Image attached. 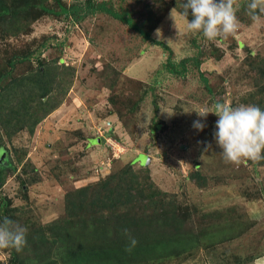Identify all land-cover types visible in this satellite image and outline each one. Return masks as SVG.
<instances>
[{
	"label": "rangeland",
	"instance_id": "1",
	"mask_svg": "<svg viewBox=\"0 0 264 264\" xmlns=\"http://www.w3.org/2000/svg\"><path fill=\"white\" fill-rule=\"evenodd\" d=\"M61 1L82 11L60 19L43 17L29 34L0 43V63L29 48L46 62L72 65L76 71L64 102L32 133L22 128L7 137L0 127V165L16 168L7 172L0 203L6 198L30 224L44 226L64 215L67 193L126 165L137 172L148 169L166 200L193 215L216 219L220 213L224 220L242 215L254 225L217 252L192 250L155 264H219L223 250L229 254L227 264H252L245 257L253 255L251 246L264 251V164L226 163L213 135L218 117L210 113L203 120L195 111L212 110L217 101L264 109V18L252 21L250 0H238L239 31L208 41L185 31L177 9L183 0H104L134 23L147 19L142 1L153 7L151 20L159 16L160 22L151 41H144L106 14H86L85 0ZM169 61L177 73L169 71ZM198 119L206 124L203 131L193 127ZM196 172L205 179L203 186L191 179ZM9 258L8 251L0 250L2 264Z\"/></svg>",
	"mask_w": 264,
	"mask_h": 264
},
{
	"label": "trees",
	"instance_id": "2",
	"mask_svg": "<svg viewBox=\"0 0 264 264\" xmlns=\"http://www.w3.org/2000/svg\"><path fill=\"white\" fill-rule=\"evenodd\" d=\"M142 2L147 19L136 23L104 0H85L83 7L86 14H106L136 31L144 41H151V33L160 17L151 20L153 7ZM182 4L177 8L180 13ZM81 11V6H67L61 0H0V43L10 37L29 34L32 25L43 17L60 19L77 16ZM188 18L191 20V15ZM157 44L171 53L166 45ZM34 58L36 64H33ZM186 61L180 63L182 70ZM54 62L38 58L36 51L29 48L23 52L15 51L1 61L0 127L7 137L22 128L32 133L64 102L76 71L72 65ZM168 65L171 73H177L173 63L169 61ZM18 67L24 70L17 73ZM113 72L119 76L116 70ZM108 78V73L102 77L103 80ZM107 88L113 89V86ZM1 139L0 135V148ZM8 171L14 173L16 168L10 164L0 165V189ZM191 179L199 186H203L200 182L205 180L198 172ZM166 198L167 195L153 184L148 169L137 172L130 165L95 184L67 193L64 215L44 226L30 224L20 209L13 208L3 198L0 218L7 216L28 229L27 246L23 251L4 250L10 253L8 264L162 263L171 257L190 254L192 250L217 252L219 245L226 247L254 226L242 215L226 220L218 216L220 213L215 215L216 219H211L209 214L195 216L187 207ZM123 229H128L138 241L131 252L126 251L128 239L123 235ZM251 247L253 255L245 256L248 260L261 255L258 247L257 250L255 246ZM218 255L224 259L219 264H227L229 254L223 250ZM236 259L240 263L239 258Z\"/></svg>",
	"mask_w": 264,
	"mask_h": 264
},
{
	"label": "clouds",
	"instance_id": "3",
	"mask_svg": "<svg viewBox=\"0 0 264 264\" xmlns=\"http://www.w3.org/2000/svg\"><path fill=\"white\" fill-rule=\"evenodd\" d=\"M247 8L252 21L260 22L264 18V0H250ZM239 9L238 0H183L181 15L185 19L186 32L198 33L208 41H216L227 39L239 31ZM175 12L176 8H173L170 13L174 21ZM156 35H161L160 29H156ZM195 112L203 120L210 113L218 117L213 135L226 163L239 164L242 160L254 163L264 161V109L257 105L233 106L228 102L217 101L212 110L204 108ZM193 127L203 131L206 124L198 119L193 122ZM27 233V227L17 221L7 216L0 218V250L23 251L27 246ZM123 235L128 239L126 251L131 252L138 241L128 229H123Z\"/></svg>",
	"mask_w": 264,
	"mask_h": 264
},
{
	"label": "crops",
	"instance_id": "4",
	"mask_svg": "<svg viewBox=\"0 0 264 264\" xmlns=\"http://www.w3.org/2000/svg\"><path fill=\"white\" fill-rule=\"evenodd\" d=\"M261 215H259L258 217L257 216H254L255 220H258V218L260 217ZM252 264H264V251L261 253V255H259L257 258H255L252 262Z\"/></svg>",
	"mask_w": 264,
	"mask_h": 264
}]
</instances>
